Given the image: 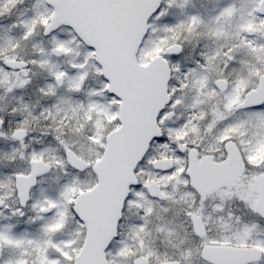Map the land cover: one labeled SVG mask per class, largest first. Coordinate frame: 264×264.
Masks as SVG:
<instances>
[{"label":"snow or ice","instance_id":"obj_1","mask_svg":"<svg viewBox=\"0 0 264 264\" xmlns=\"http://www.w3.org/2000/svg\"><path fill=\"white\" fill-rule=\"evenodd\" d=\"M0 264H264V0H0Z\"/></svg>","mask_w":264,"mask_h":264}]
</instances>
